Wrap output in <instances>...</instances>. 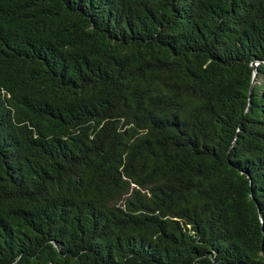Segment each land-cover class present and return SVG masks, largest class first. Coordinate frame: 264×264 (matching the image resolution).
I'll return each mask as SVG.
<instances>
[{
	"label": "trees",
	"instance_id": "trees-1",
	"mask_svg": "<svg viewBox=\"0 0 264 264\" xmlns=\"http://www.w3.org/2000/svg\"><path fill=\"white\" fill-rule=\"evenodd\" d=\"M0 264H264V0H0Z\"/></svg>",
	"mask_w": 264,
	"mask_h": 264
}]
</instances>
